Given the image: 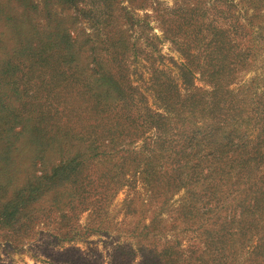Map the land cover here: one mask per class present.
<instances>
[{"label":"rangeland","instance_id":"374dc122","mask_svg":"<svg viewBox=\"0 0 264 264\" xmlns=\"http://www.w3.org/2000/svg\"><path fill=\"white\" fill-rule=\"evenodd\" d=\"M44 5L27 11L42 34ZM0 7L4 58L15 47L4 14L20 9ZM50 10L85 44L75 62L91 91L106 88L102 68L125 86L138 130L102 145L64 214L31 212L38 222L18 236L0 229V264H264V0Z\"/></svg>","mask_w":264,"mask_h":264},{"label":"trees","instance_id":"16d2710c","mask_svg":"<svg viewBox=\"0 0 264 264\" xmlns=\"http://www.w3.org/2000/svg\"><path fill=\"white\" fill-rule=\"evenodd\" d=\"M14 1L20 13L4 14L11 16L4 21L15 47L0 58V229L18 236L38 222L31 212L64 214L86 187V169L102 145L138 127L131 95L112 73L102 68L106 88L98 94L81 78L75 61L85 44L50 10L53 1L68 0H45L50 30L43 34L27 14L33 0ZM114 99L119 106L109 108ZM48 202L52 209L45 212Z\"/></svg>","mask_w":264,"mask_h":264}]
</instances>
